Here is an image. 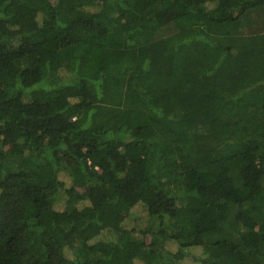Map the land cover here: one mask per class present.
<instances>
[{"label": "trees", "instance_id": "1", "mask_svg": "<svg viewBox=\"0 0 264 264\" xmlns=\"http://www.w3.org/2000/svg\"><path fill=\"white\" fill-rule=\"evenodd\" d=\"M0 264H264V0H0Z\"/></svg>", "mask_w": 264, "mask_h": 264}, {"label": "rangeland", "instance_id": "2", "mask_svg": "<svg viewBox=\"0 0 264 264\" xmlns=\"http://www.w3.org/2000/svg\"><path fill=\"white\" fill-rule=\"evenodd\" d=\"M113 12V11H112ZM202 134L206 133L207 135H209L208 137H206V139H209L207 141H212L214 140L215 141V134L214 132H212L211 130H205V129H201L200 131ZM227 224H226V227H225V232L229 233L230 235H234L236 236L237 235V230L239 228H241V226H239L238 223H236L234 220H233V210H231L230 213H228V216H227ZM138 238H140V236H136ZM148 240H149V237H147ZM141 239V238H140ZM162 239V238H160ZM147 240V241H148ZM146 249L148 250V248L146 247Z\"/></svg>", "mask_w": 264, "mask_h": 264}]
</instances>
